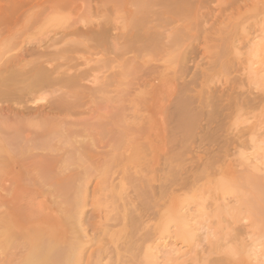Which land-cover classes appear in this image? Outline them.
Instances as JSON below:
<instances>
[{
  "label": "rangeland",
  "instance_id": "obj_1",
  "mask_svg": "<svg viewBox=\"0 0 264 264\" xmlns=\"http://www.w3.org/2000/svg\"><path fill=\"white\" fill-rule=\"evenodd\" d=\"M14 1L22 5H29L36 4L42 0ZM46 1L43 2L46 5L42 3L41 8L34 9L29 14L20 16L9 27H4V21L7 17L0 16L1 39H4L1 40L2 42L0 41V48L2 45L3 47H9L15 44L45 47L48 39L59 37L64 32L74 28L84 29L90 27L95 30L104 28L106 39L95 35V38L90 37V39L73 38L77 43H80L79 45L77 43L74 45L75 42H72L73 44L70 43L69 46L61 45L60 47L59 45L60 48L66 47V50L59 52L57 57H55L56 63H64L66 60L70 62L72 60L70 64H79L77 67L78 71L90 75L88 80L82 82L84 87L78 89V94L73 97L79 101L75 102L76 100L72 99L74 106L71 109H62L58 114L60 120H47L49 125L47 122L36 123L39 127L44 125L41 128H38L36 124L33 126V129L36 128V136L40 134V132H37L38 130L45 129L41 132V137H45L44 141L43 139L41 140L44 146H42L41 141L40 143L37 141L33 148L35 149L33 152L36 154H33V157L36 156V159L33 158L32 160L36 161L31 162L30 168L36 169H30V172L31 176L34 173L36 175L34 174V179H31V182L29 181L31 185H34L32 188L36 193L41 196L44 193L42 197L46 198L48 203H46L47 210L45 215L38 219L36 224L24 225L20 222L21 214L19 215L13 209V199L3 193H1L2 195L0 194V197H3V202L0 205L3 208L0 209V240H2L0 242V246L2 244L0 250L3 252L0 251V264H108L110 261L109 264H143L142 261L144 260L141 261V259H144L142 254L145 253L143 255H146L145 251L147 249L152 252H158L160 255L157 254V256H160L159 258L161 259L163 258L162 254H165L164 248L167 251V249L176 248L177 246L176 249L186 252L187 243L176 237L174 238L179 223L178 217L180 215L178 216V212H187L190 215L193 213L196 202L195 200L191 202L194 198L191 201H188V199L193 197L192 194L195 191H203L200 190L201 188H204V190L207 188V196H211L213 191L215 196L218 195L216 197L212 195L211 198H208L209 200L226 196L228 193L230 197L228 195V197H224L228 204L232 205V202L235 204L236 199H245L248 201L247 203L252 202L250 204L253 207L256 205V208H259V212L264 211V159L262 158L264 156V52L261 51L262 48L259 49L261 47L259 44H263L262 41H264V31L261 32L262 27L264 29V0H66L64 3L63 0ZM8 3H10V0H0V14L4 12L1 7ZM42 10H44V14L38 16V13ZM247 37L255 38L254 42L258 39L255 44L258 43L257 45L260 47L257 46L259 47L258 49L256 45L255 47H250L247 44ZM84 40L87 42H83ZM88 40H91V44ZM97 44L99 45L97 46ZM59 47L57 46V48ZM255 48L258 53H255ZM102 49L106 51L104 50L103 52ZM49 50L53 51V49ZM251 56L254 60L251 59ZM255 57H258V60ZM250 68L259 71V75L252 77L251 74L249 77L248 75L251 71H248ZM33 95L35 98L49 100L54 94L46 90ZM70 116L73 117L75 122ZM67 122L72 123L67 125ZM64 124L66 127L63 126ZM78 124L82 126L80 127ZM77 125L78 131L76 130ZM95 125L103 127L96 129ZM104 125L106 126L104 127ZM83 127L84 130L86 128V134H81V132H84L80 130ZM89 130L92 131L89 132ZM76 131L80 134L78 135ZM117 131L119 132L117 133ZM120 131L124 134V138ZM88 132L90 134L89 137L91 136L90 138L88 137ZM120 136L122 141L118 140ZM69 138L73 144L68 140ZM65 139L71 144L66 141V143L61 144ZM116 140L120 143H117ZM82 141L87 143L84 145ZM91 141H93L92 144ZM116 143L117 146L118 144L120 146L116 147ZM122 144L124 145L123 147H121ZM71 145L77 146L78 150L84 146L87 149L83 148V151L80 150L78 154V151L73 150L75 147ZM112 145L117 149L115 150ZM45 147L49 149L48 152H51V154L46 153ZM88 147L91 148L88 149ZM60 148L61 150H59ZM70 148L73 150L72 152L75 151L79 156H74L75 153L73 154L69 151ZM121 148H125L126 151L125 149L121 151ZM41 149H44V151ZM67 149L68 152L66 151ZM117 150H120V152ZM100 151L102 154L99 153ZM106 151H108V155L105 153ZM57 153L59 154L57 155ZM69 153L73 154V156L70 155L73 160H71V157L68 158L70 159L69 164H63V166L61 163L67 159L64 156L69 157ZM117 153L121 154H119L121 156L120 159ZM100 154L105 156L102 157ZM122 154L125 155L122 156ZM110 156L112 158H109ZM168 157H171L170 162ZM258 157H261L259 158L260 160ZM50 158L55 160H53L52 164V160H44ZM58 158L62 161L60 162ZM86 160L90 161L88 167L87 164L86 166L83 165ZM109 160L111 162L113 160V162L111 163ZM87 161L86 163H88ZM45 162L50 165H46ZM59 164L63 170L66 169L64 170L65 172H62ZM250 164L252 167H250ZM38 166L40 169L37 168ZM48 166L51 168L49 169ZM66 166L72 170L66 168ZM89 167L91 168V173L95 175L90 173ZM52 168L53 170H51ZM38 172L40 175H38ZM77 172L81 173L82 176H77L79 175ZM133 172L134 174L139 173L134 175ZM73 173L75 176H72L74 175ZM41 174L43 175L41 176ZM67 174L69 178L63 179ZM37 176H40L39 179L45 178L47 183L43 179L41 181L44 184L40 183L39 179L36 182ZM122 176H124V179ZM231 176H236L239 180L234 185L227 184V186H224L225 195L223 193L221 196L218 191L210 190L214 188L216 181L222 179L225 183ZM73 177L78 178V182ZM81 177L83 180L85 178L86 181H82ZM104 177L106 178L104 179ZM139 177L142 179H139ZM87 178L90 179L87 181ZM126 178L130 179L127 181ZM95 179L96 181H94ZM212 181L214 182L210 183ZM32 182H36V185ZM49 182H52L53 185ZM128 182L130 185H128ZM256 182L261 184L258 185ZM64 183L66 184L65 187L61 186ZM201 183L202 185H200ZM47 184L48 187L46 186V188L45 185ZM67 184L69 185L68 190L71 186L74 191L73 189H70L71 192L66 190ZM75 184L82 186H79L78 189ZM146 184L148 187H146ZM56 186H60L59 188L57 187L58 190H56ZM83 188L84 190H82ZM59 189H63V196L62 194L61 196L59 195L60 191H62H59ZM142 189L144 191L141 193ZM46 190L48 193L54 192L49 195ZM80 190L82 192L78 194ZM57 191H59V194H57ZM76 192L78 193L76 194ZM81 193H84V195ZM119 193H121V196ZM182 195L183 199L181 198ZM79 196L82 198L84 196V199ZM67 197L69 199H65ZM77 198H81V201ZM61 199L66 201L62 200L63 202L61 203ZM67 200H70V203ZM79 203L84 204L82 206ZM96 203H99V205ZM116 204L119 207L117 209ZM84 206L85 208H83ZM61 207L65 212V214H62L63 216L65 215L64 218L68 215L66 211L70 209L71 213L69 212L67 219H64L57 212L59 210L60 213H63ZM56 208L59 209L57 210ZM106 208L107 211H105ZM105 212L108 214L107 218ZM110 212L111 214H109ZM74 215H78V219ZM112 217L113 219H111ZM246 217L247 214H242L240 223H243H237L234 226V234H236L237 238L240 235L239 239L242 237L241 240L248 244L251 240L248 236L251 228H249L250 221ZM188 218L190 219V217ZM98 219H101V221ZM110 220H114V222ZM121 220L124 221L121 223ZM111 222H113L112 225ZM103 224L107 226H103ZM107 227L110 231L107 230ZM75 228L80 232H75ZM201 230H195L196 233L194 232L199 240H202V235L205 234L203 233L205 228ZM197 231L203 234L201 235ZM124 233H128V235L126 236ZM8 234L9 239L7 237ZM83 234L88 236V238L83 237ZM77 235L79 236L77 237ZM134 236L135 240L138 238V242L132 238ZM139 237L141 240H139ZM248 237L249 239H247ZM79 238L82 240L79 241ZM22 239L23 244H21ZM142 239L145 242L143 240V244L140 245L139 242L142 243ZM132 240L134 241L133 244L131 243ZM147 240H150L152 244ZM201 240L198 242V245L200 243L203 244H200L202 246L201 250L207 249L206 242H201ZM25 241H27V246ZM122 241L128 243L127 246ZM94 242L99 244H94ZM60 246L61 249L63 248V252L59 249ZM117 246L119 247L117 248ZM147 246L148 248L146 249ZM108 247H110L109 250ZM153 248L155 249L153 250ZM24 250L25 252H23ZM136 250L137 252L141 250L138 252L141 254L137 253L136 255ZM37 251L40 253L42 251V255L38 252L40 255L38 256ZM110 252H112V257H115H113L114 259H112ZM106 254L110 255L109 258H106ZM224 254H227L226 250ZM224 254L219 256L212 255V257L216 259L224 258ZM59 255L63 257L61 258ZM189 255L191 256L192 253ZM54 256L55 259L58 256L57 262H55ZM31 257H33L32 260ZM52 257L53 261L49 260ZM59 257L62 260L59 261ZM65 257L66 259L69 258V262L68 260L65 261ZM8 260L10 261L8 262ZM128 260L131 262L129 263ZM161 261L158 259L159 263Z\"/></svg>",
  "mask_w": 264,
  "mask_h": 264
},
{
  "label": "bare ground",
  "instance_id": "obj_2",
  "mask_svg": "<svg viewBox=\"0 0 264 264\" xmlns=\"http://www.w3.org/2000/svg\"><path fill=\"white\" fill-rule=\"evenodd\" d=\"M46 0H42V1H40V2H38V3H36V4H29V5H22L21 3H15V1L14 0H10V3H8V4H6V5H4L3 7H1V9H2V11H4L3 13H1L0 14V16H6L7 18H6V20L4 21V27H9L10 25H12L13 23H15V20L17 19V18H19L20 16H23V15H27V14H29L31 11H33L34 9H38V8H41L42 7V3L43 2H45ZM52 1V0H51ZM64 1H66V0H63V3H64ZM46 2H48V0L46 1ZM43 4H45V3H43ZM48 4V3H47ZM46 5V4H45ZM6 7V8H5ZM43 7H44V5H43ZM46 7V6H45ZM5 8V9H4ZM4 9V10H3ZM44 14V10H42L41 12H39L38 13V16L39 15H43ZM215 19V18H214ZM204 21V20H203ZM222 21V20H221ZM205 22V21H204ZM0 24H1V21H0ZM202 24V23H201ZM205 24V23H204ZM262 24V23H261ZM263 24H264V22H263ZM96 25H97V23H96ZM264 26V25H263ZM97 27V26H96ZM206 27V26H205ZM262 27V26H261ZM205 30V29H204ZM264 31V29H263V27H262V29H261V32H263ZM7 32H9V31H7ZM110 32V31H109ZM260 32V31H259ZM264 34V33H263ZM95 35H97V37H101V38H105L106 39V31H105V29L104 28H101V29H92V28H90V27H86V28H84V29H79V28H74V29H72V30H69V31H67V32H64V34L63 35H61V36H59V37H56V38H53V39H48L47 40V42H46V46L45 47H42V46H36V47H31V46H26V45H20V44H13L14 46H9V45H7V46H9V47H3V45L1 46V48H0V194L1 193H3V194H5V196H7V197H11L12 199H13V209H14V211L15 212H17L19 215L21 214V216H20V222L22 223V224H24V225H33V224H36L37 223V220L38 219H40L41 217H43L44 215H45V212H46V210H47V206H46V203H47V200H46V198H43L42 196H44L43 194H42V196L39 194V193H36L35 192V190L32 188V187H34V185H31V179H34V176L36 175L34 172V174H32V176H31V172H30V165H31V162L32 161H34V160H32L33 158L34 159H36L35 157H33L34 155L33 154H35L34 152H33V150L35 151V149H33L34 148V146H35V144H36V142L37 141H39V143H40V141L43 139V141H44V139H45V137L44 136H42L41 137V132L43 131V130H45V129H43V130H38L37 132H40V136L37 134V136H36V134H35V132H36V128L35 129H33V126L36 124V123H39V122H47V120H60V118H59V112L62 110V109H71L73 106H74V101L75 102H78L79 100H77V99H74L73 97L75 96V95H77L78 94V89H80V88H82V87H84L83 85H82V82H84L85 80H88V77H89V75L87 74V73H84V72H81V71H78L79 69L77 68L78 67V65H76V63L75 64H70V62L72 63V60L69 62V61H67L66 60V62H64V63H60V62H58V63H56V61H55V57H57V55L59 54V52H61V51H63V50H66V47H63V48H60L61 47V45L62 46H69L70 45V43H72V42H75L74 43V45L77 43V41L76 40H74L75 38H89L90 39V37L92 38V37H94L95 38ZM1 36H2V33L0 32V41L1 40H4V39H1ZM96 37V38H97ZM8 38V37H7ZM74 38V39H73ZM260 38H261V36H260ZM85 39V40H86ZM263 39H264V37H263ZM83 40V39H82ZM83 41V42H87V41ZM94 40V39H93ZM247 40H248V42H247V44H249L250 45V47H255V45H256V47L257 46H259V45H261V47L259 48V47H257V49L259 48V49H261L262 48V50L261 51H263L264 52V41H262V43L263 44H259V45H257V44H255L257 41H258V39H257V41L256 42H254L256 39L255 38H248L247 37ZM262 40V39H261ZM89 41V43L91 42V40H88ZM2 42V41H1ZM106 42V41H105ZM104 42V43H105ZM82 43V42H81ZM73 44V43H72ZM72 44H71V46H72ZM80 43H77V45H79ZM91 44V43H90ZM96 44V43H95ZM223 44V43H222ZM6 45V44H5ZM59 45H60V47H59ZM94 45V44H93ZM99 44H97V46H98ZM107 45V44H106ZM225 45V44H224ZM57 46L59 47V48H57ZM248 46V45H247ZM93 47V46H92ZM94 47H96V45H94ZM107 47V46H106ZM113 47V46H112ZM232 47V46H231ZM249 47V46H248ZM3 48V49H2ZM54 48H55V50H54ZM68 48V47H67ZM49 49H53V51L52 50H49ZM69 49V48H68ZM94 49V48H93ZM106 49V48H105ZM104 49V50H105ZM74 50V49H73ZM103 50V49H102ZM104 50H103V52H104ZM235 51H236V49H234ZM68 51V50H67ZM66 51V52H67ZM70 51H71V49H70ZM106 51V50H105ZM250 51H251V48H250ZM257 50H256V48H255V53H258V51L256 52ZM230 52V51H229ZM63 53V52H62ZM102 53V52H101ZM254 53V54H255ZM103 55H104V53H102ZM220 54V53H219ZM234 55V54H233ZM261 55V54H260ZM253 56V55H252ZM252 56H251V59H253L252 58ZM255 56H256V54H255ZM257 56H258V54H257ZM262 56V55H261ZM259 57V56H258ZM258 57L256 58L255 57V59H257L258 60ZM260 58V57H259ZM262 58V57H261ZM263 58H264V56H263ZM254 60V59H253ZM73 61H74V59H73ZM262 61V60H261ZM257 63H259V62H257ZM256 63V64H257ZM262 63V62H261ZM252 65V64H251ZM77 69H76V68ZM81 69V68H80ZM251 71V72H250ZM248 72H250V74L248 75L249 77L251 76V74H252V77H256L257 76V74L259 75V71H256V69L255 70H253V69H249V71ZM247 73V72H246ZM264 76V75H263ZM248 77V78H249ZM95 79V78H94ZM93 81V80H92ZM104 81V80H103ZM102 81V82H103ZM257 82V81H256ZM100 83V82H99ZM92 84H93V82H92ZM104 84V83H103ZM264 84V83H263ZM97 85V84H96ZM93 86V85H92ZM98 86H100V85H98ZM261 87H263V86H261ZM91 88H93V87H91ZM46 90H48V91H50V93H52V94H54V95H52V97H51V99H49V100H47V99H45V98H35L34 97V93H38V92H41V91H46ZM95 90V89H94ZM225 95V94H224ZM94 96V95H93ZM76 98H77V96H76ZM79 98V97H78ZM82 98V97H81ZM72 99H74V101L72 100ZM82 100V99H81ZM73 101V102H72ZM246 104V103H245ZM249 104V103H248ZM248 104H247V106H248ZM79 106V105H78ZM75 107H77V106H75ZM242 107H243V105H242ZM241 108V107H240ZM61 116V115H60ZM114 116V115H113ZM109 117V116H108ZM70 118H72V120L74 121V119H73V117H71L70 116ZM67 119V118H66ZM65 119V120H66ZM99 119V118H98ZM94 121V120H93ZM121 121V120H120ZM75 122V121H74ZM95 122V121H94ZM106 122H108L107 120H106ZM66 123V122H65ZM68 123V122H67ZM72 123V122H71ZM71 123H68L67 125H69V124H71ZM76 123H77V121H76ZM86 123H87V121H86ZM89 123V122H88ZM91 123V122H90ZM104 123V122H103ZM125 123V122H124ZM47 124H48V122H47ZM51 124V123H50ZM37 125V124H36ZM49 125V124H48ZM79 125V124H78ZM78 125H77V128H76V130L78 129ZM87 125V124H86ZM107 126H108V124H106ZM106 125H104V127L106 126ZM126 125V124H125ZM38 126V125H37ZM64 127H66L65 126V124L63 125ZM72 126H74V125H72ZM80 127L82 126V125H79ZM88 126V125H87ZM86 126V127H87ZM93 126V125H92ZM92 126H91V128H92ZM96 126V125H95ZM120 126V125H119ZM122 126H124L123 124H122ZM36 127V126H35ZM41 127H44V125L42 126L41 125ZM41 127H39L38 126V128H41ZM79 127V128H80ZM97 127V126H96ZM98 127H103V126H98ZM96 128V129H99V128ZM109 127H110V125H109ZM126 127H127V125H126ZM37 128V129H38ZM60 128V127H59ZM70 128V127H69ZM74 128V127H73ZM89 128H90V126H89ZM108 128V127H107ZM52 129V128H51ZM62 129V128H61ZM66 129V128H65ZM75 129V128H74ZM95 129V128H94ZM95 129V130H96ZM60 130V129H59ZM79 130V129H78ZM77 130V131H78ZM81 131L83 130L84 132H81V134L82 133H85V131H86V128H85V130H84V127H83V129H80ZM95 130H93V131H95ZM102 130V129H101ZM56 131V130H55ZM76 131V132H77ZM90 131H92V130H89V132ZM103 131V130H102ZM101 131V132H102ZM106 131V130H105ZM89 132H88V137H89ZM97 132V131H96ZM119 131H117V133H118ZM121 132V131H120ZM45 133V132H44ZM78 133V132H77ZM76 133V134H77ZM98 133V132H97ZM96 133V134H97ZM103 133H104V131H103ZM57 134H58V132H57ZM64 134H65V130H64ZM70 134V133H69ZM68 134V135H69ZM80 133H78V135H79ZM86 134V133H85ZM94 134H95V132H94ZM121 134H122V136L124 135L122 132H121ZM45 135V134H44ZM50 135V134H49ZM61 135H63V133H61ZM66 135V134H65ZM67 135V136H68ZM78 135H77V137H78ZM84 135V134H83ZM39 136V137H38ZM46 136V135H45ZM64 136V135H63ZM97 136V135H96ZM48 137H50V136H48ZM54 137V136H53ZM65 137V136H64ZM64 137H63V139H64ZM80 137H82V136H80ZM87 137V136H86ZM91 137V136H90ZM89 137V138H90ZM92 137H94V136H92ZM59 138V137H58ZM62 138V137H61ZM121 138V136L118 138V140ZM123 138H124V136H123ZM122 138V139H123ZM94 139H95V137H94ZM94 139H92V140H94ZM50 140V139H49ZM62 140V139H61ZM69 141H70V138L68 139ZM66 141V139L64 140V142H62L61 144H63V143H68L69 141ZM118 140H116L117 141V143L119 142ZM121 140V139H120ZM66 141V142H65ZM74 142H75V140H73ZM122 141V140H121ZM125 141V140H124ZM70 142H72V140L70 141ZM69 142V143H70ZM77 142V141H76ZM75 142V143H76ZM92 142L93 141H91V144H92ZM38 143V144H39ZM68 143V144H69ZM78 143V142H77ZM82 143H84L83 141H82ZM85 143H87L86 141H85ZM85 143H84V145H85ZM117 143H116V147H119L120 145L118 144V146H117ZM120 143V142H119ZM122 143V142H121ZM41 144H42V141H41ZM71 144V143H70ZM72 144H73V142H72ZM88 144H89V142H88ZM87 144V145H88ZM112 144H114V143H112ZM263 144V143H262ZM80 145V144H79ZM78 145V146H79ZM82 145V144H81ZM86 145V146H87ZM42 146H44L43 144H42ZM72 146V145H71ZM92 146V145H91ZM113 146V145H112ZM124 145L122 144V146L121 147H123ZM40 147V146H39ZM61 147V146H60ZM72 147H75L74 145L72 146ZM114 147V149H115V146H113ZM112 147V148H113ZM61 148H64L63 146L61 147ZM61 148L59 149V150H61ZM68 148V147H67ZM80 148V147H79ZM84 149H87L85 146L83 147ZM83 148L81 147V149L80 150H82L83 151ZM89 148H91V147H88V149ZM104 148H107V147H104ZM110 148V147H109ZM39 149V148H38ZM45 149H46V147H45ZM53 149V148H52ZM65 149H66V147H65ZM64 149V150H65ZM117 149V148H116ZM115 149V150H116ZM125 149V148H121V151H123V150ZM259 149V148H258ZM42 151H44V149H41ZM54 150V149H53ZM73 150H76V151H78L77 153L79 154L80 152V150H78L77 149V146L75 147V149H73ZM73 150H71V148H70V150L69 151H73ZM92 150V149H91ZM109 150V149H108ZM40 151V150H39ZM46 153L49 151V149L47 148L46 150ZM67 152H68V149L66 150ZM112 151H114V150H112ZM118 151V150H117ZM125 151H126V149H125ZM124 151V152H125ZM259 151V150H258ZM264 151V150H263ZM55 152V151H54ZM108 151H106L105 153H107ZM111 152V151H110ZM118 152H120V150L118 151ZM124 152H122V153H124ZM40 153V152H39ZM43 153V152H42ZM45 153V152H44ZM53 153V152H52ZM60 153V152H59ZM59 153H57V155L59 154ZM73 154L75 153V155L74 156H76V155H78L75 151L74 152H72ZM99 153H101L102 154V152L100 151ZM114 153V152H113ZM38 154V153H37ZM48 154H51V152H48ZM64 154V153H63ZM73 154L71 155V153H69V157H67V156H64V155H62V156H64V157H66L67 159L68 158H70L71 156H73ZM100 154V155H101ZM103 154H104V152H103ZM110 154V153H109ZM118 154V153H117ZM120 154V153H119ZM118 154V155H119ZM36 155V154H35ZM53 155V154H52ZM56 155V156H57ZM66 155V154H65ZM68 155V154H67ZM71 155V156H70ZM107 155H108V153H107ZM111 155V154H110ZM117 155V156H118ZM121 155V154H120ZM119 155V159H120V156ZM125 155V154H124ZM123 154H122V156H124ZM46 156V155H45ZM62 156H61V159H62ZM79 156V155H78ZM77 156V158H79ZM80 156H82V155H80ZM102 157L103 156H105V155H101ZM100 156V157H101ZM114 156H115V154H114ZM116 156V157H117ZM244 156V155H243ZM261 156V155H260ZM115 157V158H116ZM245 157V156H244ZM38 158V157H37ZM51 158H53V156H51ZM44 159L45 161H51L52 159ZM54 158H56L55 156H54ZM65 158V159H66ZM85 158V157H84ZM106 158H108V157H106ZM109 158H112L111 156L109 157ZM108 158V159H109ZM123 158V157H122ZM242 158V157H241ZM259 158H261V157H258V159ZM263 159H264V156L262 157ZM40 159L42 160V158L40 157ZM59 159V158H58ZM66 159V160H67ZM86 159V158H85ZM97 159H99V158H97ZM119 159H116V160H119ZM168 159H169V162H170V160H171V157H168ZM245 159H246V157H245ZM40 160V161H41ZM54 160V159H53ZM53 160L51 161V164H52V162H53ZM66 160L65 161H63V163H61L62 165L63 164H69V160L70 159H68L67 160V162H66ZM71 160H73V158L71 157ZM75 160V159H74ZM78 160V159H77ZM102 160V159H101ZM100 160V161H101ZM111 160V159H110ZM109 160V161H110ZM257 160V159H256ZM260 160V159H259ZM36 161V160H35ZM34 161V162H35ZM55 161V160H54ZM59 161L61 162L62 160H60L59 159ZM87 161V160H86ZM86 161H84V163L85 164H83V165H85L86 166V164H87V167H88V165H90L89 164V162L88 163H86ZM96 161V160H95ZM108 161V160H107ZM258 161V160H257ZM262 161V160H261ZM57 162V161H56ZM59 162V163H60ZM64 162H66V163H64ZM102 162H103V160H102ZM111 162V161H110ZM109 162V163H110ZM112 162H113V160H112ZM111 162V163H112ZM137 162V161H136ZM251 162L253 163V161L251 160ZM254 162H256L255 160H254ZM33 163V162H32ZM73 163H74V161H73ZM97 163V162H96ZM106 163V162H105ZM244 163V162H243ZM247 163H249V162H247ZM45 164L46 165H50L49 163H46L45 162ZM44 164V165H45ZM57 164V163H56ZM71 164V163H70ZM101 164H103V163H101ZM241 164V163H240ZM33 165H35V164H33ZM32 165V166H33ZM95 165V164H94ZM100 165V164H99ZM98 165V167L100 168V166ZM109 165V164H108ZM113 165V164H112ZM253 165H254V163H253ZM264 165V164H263ZM262 165V166H263ZM59 166H60V164H59ZM64 166V165H63ZM70 166V165H69ZM111 166V165H110ZM139 166V165H138ZM209 167H210V165H208ZM35 167V166H34ZM40 167H42V166H40ZM49 167V166H48ZM82 167V166H81ZM91 167V166H90ZM89 167V168H90ZM105 167V166H104ZM108 167V166H107ZM112 167V166H111ZM249 167V166H248ZM250 167H252L251 166V164H250ZM38 169H40L39 168V166L37 167ZM51 167H49V169H50ZM54 168V167H53ZM53 168L51 169V170H53ZM58 168V167H57ZM66 168H68L67 166H66ZM79 168V167H78ZM85 168V167H84ZM89 168H87V170H89ZM92 168V167H91ZM91 168H90V173H91ZM138 168V167H137ZM244 168V167H243ZM32 169H36V168H33L32 167ZM31 169V170H32ZM60 169L62 170V172H65L64 170H66V169H62L61 168V166H60ZM68 169H70V168H68ZM80 169H82V168H80ZM80 169H78V171H80ZM86 169V168H85ZM95 169V168H94ZM103 169V168H102ZM248 169V168H247ZM70 170H72V169H70ZM110 170V169H109ZM259 170V169H258ZM35 172H36V170H34ZM77 171V170H76ZM82 171V170H81ZM245 171H247V170H245ZM248 171H250V170H248ZM40 172V171H39ZM38 172V173H39ZM51 172V171H50ZM53 172V171H52ZM75 172V171H74ZM107 172V171H106ZM237 172H239V171H237ZM236 172V173H237ZM251 172V171H250ZM30 173V174H29ZM37 173V172H36ZM41 173V172H40ZM40 173L38 174V175H40ZM69 173V172H68ZM78 173V172H77ZM76 173V174H77ZM89 173V172H88ZM96 173H98V172H96ZM109 173V172H108ZM139 172H137V174H138ZM241 173V172H240ZM74 174V173H73ZM79 174V173H78ZM92 175L94 174V173H91ZM102 174V173H101ZM133 174H134V172H133ZM137 174H134V175H137ZM30 175V176H29ZM43 174H41V176H42ZM68 175V174H67ZM67 175H65V177L63 178V179H67V178H69V175L67 176ZM71 175V174H70ZM82 176V174L80 173L79 175H77V176ZM95 175V174H94ZM104 175V174H103ZM102 175V176H103ZM216 175H218V174H216ZM215 175V176H216ZM243 175V174H242ZM72 176H75V174L74 175H72ZM76 176V177H77ZM101 176V175H100ZM107 176V175H106ZM128 176H129V174H128ZM127 176V177H128ZM133 176V175H132ZM146 176V175H145ZM196 176V175H195ZM239 177H240V175H238ZM260 176H261V174H260ZM28 177H30V178H28ZM31 177H33V178H31ZM38 178H36V182H37V179H39V177L40 176H37ZM43 177H45V176H43ZM51 177V176H50ZM59 177V176H58ZM75 177V178H76ZM86 177H88L87 175H86ZM93 177V176H92ZM124 176H122V178H123ZM126 177V176H125ZM209 177V176H208ZM250 177V176H249ZM60 178V177H59ZM75 178L73 177V179L75 180ZM106 177H104V179H105ZM131 178V177H130ZM130 178H126L127 179V181L130 179ZM141 177H139V179H140ZM142 178H143V176H142ZM141 178V179H142ZM241 178V177H240ZM41 179H43V181L45 182V183H47V181H45V178H40L39 180L41 181ZM77 179L78 178H76V181H77ZM81 179H82V181H84L85 180V178H84V180H83V178L81 177ZM90 179V178H89ZM88 178H87V181L89 180ZM124 179V178H123ZM138 179V178H137ZM138 179V180H139ZM150 179H152L151 177H150ZM195 179V178H194ZM210 179V178H209ZM208 179V180H209ZM243 179V178H242ZM52 180H53V177H52ZM69 180V179H68ZM71 180V179H70ZM137 180V181H138ZM147 180V179H146ZM145 180V181H146ZM214 180V179H213ZM216 180V179H215ZM237 180H239V179H237V177L236 176H231L228 180H226V182H228V183H224V180H218V181H216L217 183H216V185L214 186V188L213 189H210V188H208V189H210V190H216V191H218L219 192V194H221V196H222V194L224 193V191H225V188H224V186H227V184L228 185H234L235 184V182L237 181ZM30 181V182H29ZM43 181H41L40 183H43ZM67 181V180H66ZM75 181V182H76ZM86 181V180H85ZM94 181H96V179L94 180ZM93 181V182H94ZM107 181H108V183H109V180L107 179ZM131 181V180H130ZM129 181V182H130ZM139 181H141V180H139ZM153 181V180H152ZM35 182V183H36ZM63 182V181H62ZM69 182V181H68ZM67 182V183H68ZM71 182V181H70ZM78 182V181H77ZM102 182V181H101ZM106 182V181H105ZM128 182V183H129ZM141 182H143V181H141ZM214 181H212V182H210V183H213ZM255 182V181H254ZM33 184H35L34 182H32ZM49 183H51L52 184V182H49ZM48 183V184H49ZM53 183H54V181H53ZM81 183V182H80ZM83 184H84V182H82ZM102 183H104V182H102ZM101 183V184H102ZM108 183H106L107 185H108ZM124 183V182H123ZM137 183V182H136ZM135 183V184H136ZM144 183V182H143ZM147 183V182H146ZM150 183V182H149ZM205 183V182H204ZM240 183V182H239ZM243 183V182H242ZM253 183V182H252ZM257 183V182H256ZM39 184V183H38ZM37 184V185H38ZM44 184V183H43ZM48 184L47 185H45V187L47 186L48 187ZM74 184V183H73ZM73 184H72V187H73ZM77 184V183H76ZM75 184V185H76ZM86 184V183H85ZM105 184V183H104ZM121 184H122V182H121ZM126 184V183H125ZM132 184H134V183H132ZM148 184V183H147ZM147 184H146V187H148L147 186ZM151 184V183H150ZM258 184V183H257ZM259 184H261V183H259ZM258 184V185H259ZM36 185V184H35ZM40 185V184H39ZM53 185V184H52ZM51 185V186H52ZM58 185V184H57ZM60 185V184H59ZM65 183H64V185H62L61 184V186H64L65 187ZM69 185H70V183H69ZM69 185L67 184V186H66V190H68V188H69ZM119 185V184H118ZM128 185H130V183L128 184ZM200 185H202V183L200 184ZM43 186V185H42ZM78 185H76L75 187H77ZM79 186H82V185H80L79 184ZM79 186L77 187L78 189H79ZM104 186V185H103ZM109 186V185H108ZM112 186V185H111ZM116 186V185H115ZM122 187H123V185H121ZM143 186H145V185H143ZM209 186V185H208ZM39 187V186H38ZM44 187V186H43ZM46 187V188H47ZM59 188L60 186H56L55 188ZM63 187V188H64ZM86 187V186H85ZM106 187V186H105ZM138 187V186H137ZM198 187H200V186H198ZM205 187H207V186H205ZM210 187V186H209ZM212 187V186H211ZM243 187H245V186H243ZM49 188H51V187H49ZM58 188L56 189V190H58ZM103 188V187H102ZM109 188V187H108ZM119 188H120V186H119ZM125 188H126V186H125ZM150 188V187H149ZM246 188V187H245ZM39 189V188H38ZM43 189V188H42ZM65 189V188H64ZM70 189H73V188H71V186H70ZM69 189V190H70ZM77 189V190H78ZM88 189V188H87ZM115 189H116V187H115ZM126 189H128V188H126ZM200 189V188H199ZM260 189V188H259ZM60 190H62V191H60ZM68 190V191H69ZM76 190V189H75ZM82 190H84V188L82 189ZM90 190V189H89ZM117 190V189H116ZM136 190V189H135ZM148 190V189H147ZM147 190H145V191H147ZM200 190H203V191H199L198 190V192H196L195 191V189H194V193L192 194V196L193 197H191V199H188V201L190 200H192V198H194L191 202H193L194 200H195V202H196V206L194 207L195 209H193V213L190 215L189 213H187V212H182V213H180V212H178V226H177V228L178 229H176V231H175V236H174V238L176 237L177 239H179V240H181L182 242H185V243H187V245L186 246H188V248H187V251L185 252L184 250V252H181V249H176L177 248V246H176V248H171V249H167V251H166V249L164 248V250L166 251H164V253L165 254H162L163 256V258L161 259V258H159L160 256H157V254H159L158 252H152V251H150L149 249H147L148 248V246L146 247V255H143V254H145V253H143L142 254V257H144V259H141V261L142 260H144V261H142L143 262V264H264V211L262 212H259V208L257 207L256 208V205H255V207H253L252 206V204H250V203H252V202H250V203H247L248 201L247 200H245L244 199V197H243V199L244 200H242V199H236V201H235V204H233V202H232V205H230V204H228L227 202H226V200L224 199V197H226L227 195H228V193H227V195L226 196H223V197H219V198H215L216 196H218V195H214V191L211 193V196L212 195H214L215 197V200L213 199V200H209L208 198H211V196L210 195H206L207 193H206V190H207V188L204 190V188L202 189H200ZM258 190V189H257ZM47 191V190H46ZM59 191L61 192L60 194H59ZM59 191H57V194H59L60 196H61V194H62V196H63V189H59ZM73 191H74V189H73ZM91 191V190H90ZM103 191V190H102ZM105 191V190H104ZM122 191V190H121ZM142 191H144L143 189L141 190V193H142ZM191 191H192V189H191ZM209 191V190H208ZM207 191V192H208ZM50 192V191H49ZM54 192V191H53ZM53 192L51 193H48V191H47V193L50 195V194H53ZM67 192V191H66ZM69 192H71V190L69 191ZM80 192H82L81 190L79 191V193L78 192H76V194L78 193V194H80ZM99 192H100V190H99ZM107 192H109V191H107ZM118 192H120V191H118ZM123 192V191H122ZM136 192V191H135ZM210 192V191H209ZM209 192H208V194H209ZM260 192V191H259ZM68 193V192H67ZM55 194V193H54ZM56 194V195H57ZM82 195H84V193H81ZM86 194V193H85ZM121 193H119V195H120ZM137 194V193H136ZM143 194H145V193H143ZM187 194V193H186ZM195 194V195H194ZM2 195V194H1ZM47 195V194H46ZM224 195H225V193H224ZM4 196V195H3ZM4 196V197H5ZM64 196L66 197V194L64 193ZM67 196H68V194H67ZM71 196V195H70ZM86 196V195H85ZM96 196V195H95ZM121 196V195H120ZM125 196V195H124ZM187 196H188V194H187ZM220 196V195H219ZM229 196V195H228ZM227 196V197H228ZM242 196V195H241ZM49 197V196H48ZM47 197V198H48ZM79 197H81V196H79ZM102 197V196H101ZM105 197V196H104ZM183 197V195L181 196V198ZM185 197V196H184ZM230 197V196H229ZM50 198V197H49ZM48 198V199H49ZM62 198H64V197H62ZM82 198V197H81ZM81 198H79L80 199V201H81ZM90 198V197H89ZM95 198H97V197H95ZM99 198H100V196H99ZM190 198V197H189ZM241 198V197H240ZM54 199V198H53ZM58 199V198H57ZM65 199H69L68 197L67 198H65ZM78 199V198H77ZM78 199V200H79ZM82 199H84V196H83V198ZM98 199V198H97ZM101 199V198H100ZM103 199V198H102ZM107 199V198H106ZM183 199V198H182ZM196 199H198V200H196ZM250 199H251V197H250ZM51 200V199H50ZM49 200V201H50ZM59 200V199H58ZM66 201V200H64V199H61V203L63 202V201ZM74 200V199H73ZM77 200V201H78ZM114 200V199H113ZM124 201H125V199H123ZM179 200V199H178ZM177 200V201H178ZM219 200H221L220 202H219ZM258 200H260V199H258ZM48 201V202H49ZM56 201V200H55ZM54 201V202H55ZM67 201H69V203H70V200H67ZM89 201V200H88ZM233 201H234V199H233ZM261 201V200H260ZM259 201V202H260ZM263 201V200H262ZM2 202H3V197H0V205L2 204ZM53 202V201H52ZM60 202V201H59ZM59 202H58V204H59ZM74 202V201H73ZM84 202H86V201H84ZM96 202V201H95ZM116 202V201H115ZM114 202V203H115ZM117 202H119V201H117ZM69 203H67L68 205H69ZM107 203V202H106ZM121 203V202H120ZM119 203V204H120ZM182 203H183V201H182ZM190 203V202H189ZM48 204V203H47ZM57 204V203H56ZM64 204V203H63ZM71 204H72V202H71ZM79 204H81V203H79ZM84 204V203H83ZM83 204H81L82 206H83ZM97 204V203H96ZM109 204V203H108ZM185 204V203H184ZM191 204V203H190ZM195 204V203H194ZM65 205V204H64ZM76 205V204H75ZM97 205H99V203L97 204ZM258 205V204H257ZM49 206V205H48ZM70 206V205H69ZM73 206V205H72ZM77 206V205H76ZM75 206V207H76ZM109 206V205H108ZM122 206V205H121ZM120 206V207H121ZM125 206H126V204H125ZM125 206H124V208H125ZM129 206V205H128ZM185 206V205H184ZM188 206V205H187ZM194 206V205H193ZM59 207V206H58ZM62 207H64V206H62ZM61 207V209L63 210V208ZM99 207V206H98ZM101 207H102V205H101ZM105 207V206H104ZM104 207H103V209H104ZM106 207H107V204H106ZM113 207H115V206H113ZM117 207H118V204H116V209H117ZM182 207V206H181ZM186 207V206H185ZM2 207L0 206V209H1ZM66 208V207H65ZM64 208V209H65ZM71 208V207H70ZM83 208H85V206L83 207ZM109 208V207H108ZM119 208V207H118ZM128 208V207H127ZM180 208V207H179ZM189 208H190V206H189ZM3 209V208H2ZM52 209H53V207H52ZM57 210L59 209V208H56ZM60 209V210H61ZM67 209H68V207H67ZM66 209V210H67ZM65 210V211H66ZM77 210V209H76ZM110 210V209H109ZM112 210V209H111ZM128 210V209H127ZM4 211H5V209H4ZM101 211V210H100ZM105 211H107V208L105 209ZM118 211V210H117ZM189 211V210H188ZM60 215H62V214H65V212H64V210H63V213H60V211L58 210L57 211ZM56 211H55V213H57ZM69 212H70V209H68L67 211H66V213H68V215H69ZM78 212V211H77ZM76 212V213H77ZM97 212V211H96ZM114 212V211H113ZM54 213V212H53ZM57 213V214H58ZM71 213V212H70ZM100 213V212H99ZM120 214H121V212H119ZM262 213V214H261ZM56 214V215H57ZM105 214H107L106 212H105ZM109 214H111V212L109 213ZM115 214H116V212H115ZM119 214V215H120ZM189 214V215H188ZM242 214L243 215H246L247 214V219L250 221V226H249V228H251V230H250V233H249V237H250V241H249V243L247 244V242L245 243V242H243L244 240H241L242 239V237H241V239H239L240 238V235H239V238H237L236 237V234H234V226L237 224V223H239V224H242L243 222H241L240 223V221L242 220L241 219V216H242ZM68 215H67V217H68ZM71 215V214H70ZM114 215V214H113ZM127 215H128V213H127ZM3 216V215H2ZM74 216H76V215H74ZM102 216H104L103 214H102ZM115 216V215H114ZM122 216V215H121ZM165 216V215H164ZM163 216V217H164ZM62 217L64 218L65 217V215L63 216L62 215ZM61 217V218H62ZM67 217L66 218H64V219H67ZM72 217V216H71ZM77 217V219H78V215L76 216ZM108 217V214H107V216H106V218ZM116 217V216H115ZM119 217V216H118ZM127 217V216H126ZM188 217H190V219L188 218ZM4 218V217H3ZM59 218V217H58ZM70 218V217H69ZM68 218V219H69ZM204 218H206L205 220H204ZM7 219V218H6ZM60 219V218H59ZM58 219V220H59ZM76 219V218H75ZM85 219V218H84ZM102 219H103V217H102ZM110 219V218H109ZM108 219V220H109ZM111 219H113V217L111 218ZM115 219V218H114ZM116 219H120V218H116ZM170 219V218H169ZM74 220V219H73ZM98 220H100L101 221V219H98ZM107 220V219H106ZM244 220H245V218H244ZM243 220V221H244ZM44 221V220H43ZM47 221V220H46ZM57 221V220H56ZM61 221H63V220H61ZM68 221V220H67ZM100 221H98V222H100ZM110 221H113L114 222V220H110ZM118 221V220H117ZM122 221H124V220H121V223H122ZM1 222V221H0ZM49 222V221H48ZM83 222V221H82ZM104 222V221H103ZM106 222V221H105ZM113 222H111V225H112V223ZM5 223H7V222H5ZM9 223V222H8ZM65 223V222H64ZM107 223H108V221H107ZM106 223V224H107ZM110 223V222H109ZM164 223V222H163ZM245 223V222H244ZM247 223V222H246ZM60 224V223H59ZM62 224V223H61ZM66 224H68V222H66ZM97 224V223H96ZM99 224V223H98ZM166 224V223H165ZM77 225V224H76ZM78 225H79V223H78ZM82 225V224H81ZM85 225V224H84ZM100 225V224H99ZM105 224H103V226H104ZM108 225H110V224H108ZM114 225V224H113ZM117 225H118V223H117ZM116 225V226H117ZM121 225V224H120ZM247 225V224H246ZM67 226V225H66ZM69 226V225H68ZM98 226V225H97ZM102 226V225H101ZM105 226H107V225H105ZM115 226V227H116ZM164 226V225H163ZM248 226V225H247ZM83 227V226H82ZM100 227V226H99ZM108 227H110V226H108ZM107 227V228H108ZM114 227V228H115ZM124 227V226H123ZM3 228V227H2ZM65 228V227H64ZM76 228H77V226H76ZM75 228V229H76ZM79 228V227H78ZM85 228V227H84ZM89 228V227H88ZM96 228V227H95ZM103 228V227H102ZM167 228V227H166ZM166 228H165V230H166ZM174 228V227H173ZM205 228V232L203 231V233H205V234H203V233H200L199 231H197V233L199 232L201 235L203 234L204 235V237H203V235H202V240H201V242L202 241H204V243L206 242V244H207V249H202L201 250V248H202V246L200 245V244H202V243H200L199 245H198V242H200V240L199 239H197L196 238V235H195V230H200V229H204ZM246 228V227H245ZM248 228V227H247ZM80 229V228H79ZM86 229V228H85ZM106 229V228H105ZM169 229V228H168ZM17 230V229H16ZM31 230H33V229H31ZM107 230H109V228L107 229ZM164 230V229H163ZM201 230V231H202ZM248 231H249V229H247ZM20 231V230H19ZM78 230L76 229V231L75 232H77ZM103 231V230H102ZM105 231V230H104ZM110 231V230H109ZM161 231V230H160ZM29 232H30V229H29ZM35 232V231H34ZM74 232V233H75ZM80 231H78V233H79ZM84 233H86L85 231H83ZM106 232V231H105ZM116 232V231H115ZM195 232V233H194ZM7 233H9V232H7ZM6 233V234H7ZM17 233V232H16ZM16 233H15V235H16ZM38 233V232H37ZM88 233V232H87ZM104 233V232H103ZM117 233V232H116ZM129 233V232H128ZM128 233L127 234H125L126 236L128 235ZM157 233V232H156ZM236 233V232H235ZM12 234V233H11ZM20 234V233H19ZM32 234V233H31ZM34 234V233H33ZM71 234L73 235V233L71 232ZM96 234V233H95ZM13 235V234H12ZM23 235H25L24 233H23ZM67 235V234H66ZM75 235H76V233H75ZM74 235V236H75ZM81 235V234H80ZM91 235V234H90ZM89 235V236H90ZM94 235V234H93ZM103 235V234H102ZM108 235V234H107ZM136 235V234H135ZM20 236H22V235H20ZM79 235H77V237H78ZM83 237H87L88 238V236H85V234H83L82 235ZM96 236H97V234H96ZM105 236H106V233H105ZM104 236V237H105ZM124 236V235H123ZM131 236V235H130ZM2 237L4 238V236L2 235ZM8 239H9V234H8ZM6 237V238H7ZM34 237V236H33ZM61 237V236H60ZM69 237V236H68ZM73 237V236H72ZM71 237V238H72ZM94 237V236H93ZM108 237V236H107ZM141 237H143V236H141ZM168 237V236H167ZM197 237H198V235H197ZM249 237L247 238V239H249ZM2 238V239H3ZM19 239H20V237H18ZM22 238V237H21ZM128 238V237H127ZM126 238V239H127ZM133 239L135 238V236L134 237H132ZM200 238V237H199ZM246 238V237H245ZM14 239V238H13ZM26 239H28V238H26ZM66 239H67V237H66ZM76 239V238H75ZM84 239H86V238H84ZM90 239V238H89ZM100 239H101V237H100ZM105 239V238H104ZM103 239V240H104ZM117 239H119V238H117ZM137 240H138V238H136ZM37 240V239H36ZM68 241H69V239H67ZM82 240V239H81ZM80 240V238H79V241H81ZM88 240V239H87ZM135 240V239H134ZM137 240H135V241H137ZM139 240H141L140 239V237H139ZM143 240L144 239H142V243H140L139 242V244L140 245H142L143 244ZM155 240V239H154ZM161 240V239H160ZM175 240V239H174ZM198 240V241H197ZM2 240H0V242H1ZM97 241V240H96ZM121 241V240H120ZM147 241H150V240H147ZM248 241V240H247ZM4 242V241H3ZM26 242L27 241H25V245L27 246V244H26ZM65 242V241H64ZM103 242V241H102ZM122 242H124V241H122ZM122 242H121V244H122ZM129 242V241H128ZM133 240L131 241V243L133 244ZM138 242V241H137ZM136 242V243H137ZM144 242H145V240H144ZM154 242V241H153ZM156 242V241H155ZM158 242V241H157ZM7 243V242H6ZM28 243H29V241H28ZM41 243V242H40ZM65 243H67V242H65ZM77 243H78V241H77ZM81 243V242H80ZM82 243H83V241H82ZM81 243V244H82ZM96 242H94V244H95ZM125 243V242H124ZM130 243V244H131ZM135 243V244H136ZM150 243H151V241H150ZM149 243V244H150ZM8 244V243H7ZM21 244H23V239H22V243ZM68 245H70L69 243H67ZM86 244V243H85ZM96 244H99V243H96ZM126 244V246H127V244L128 243H125ZM132 244H131V246H132ZM152 244V243H151ZM153 244H155V243H153ZM158 244V243H157ZM168 244V243H167ZM176 244V243H175ZM28 245H31V244H28ZM112 245H114V244H112ZM170 245V244H169ZM203 245V244H202ZM13 246V245H12ZM15 246V245H14ZM20 246V245H19ZM23 246V245H22ZM59 246V245H58ZM71 246V245H70ZM75 246V245H74ZM82 246V245H81ZM124 247H125V245H123ZM123 246H121V248H123ZM130 246V245H129ZM137 246V245H136ZM165 246H166V244H165ZM174 246V245H173ZM1 248H2V244H1V246H0ZM40 247V246H39ZM107 247V246H106ZM119 246H117V248H118ZM133 247V246H132ZM153 247V246H152ZM154 247H156V246H154ZM170 247V246H169ZM168 247V248H169ZM185 247V246H184ZM200 247V248H199ZM0 248V249H1ZM14 248V247H13ZM24 248H25V246H24ZM23 248V249H24ZM41 248V247H40ZM40 248H38L39 250H40ZM43 249H45L44 247H42ZM56 248H58V247H56ZM77 248V247H76ZM109 248L110 247H108V250H109ZM112 248V247H111ZM138 248V247H137ZM142 248V247H141ZM140 248V249H141ZM200 250H198V249ZM7 249V248H6ZM15 249V248H14ZM59 249H61V246H60V248ZM63 249V248H62ZM61 249V250H62ZM67 249H69V248H67ZM133 249V248H132ZM131 249V250H132ZM145 249V248H144ZM152 249V248H151ZM155 248H153V250H154ZM158 249H159V247H158ZM183 249V248H182ZM25 250H26V248H25ZM25 250L23 251V252H25ZM64 250H66L65 248H64ZM75 250V249H74ZM73 250V251H74ZM104 250V249H103ZM107 250V251H108ZM113 250V249H112ZM121 250V249H120ZM123 250V249H122ZM126 250H129V249H126ZM125 250V251H126ZM130 250V251H131ZM139 250V249H138ZM225 250H226V255L224 254V252H225ZM1 251V250H0ZM27 251V250H26ZM33 251V250H32ZM44 251V250H43ZM107 251H106V253H107ZM117 251V250H116ZM129 251V252H130ZM141 251V250H140ZM140 251H138V252H140ZM158 251V250H157ZM199 251V252H198ZM2 252V251H1ZM9 252V251H8ZM7 252V253H8ZM14 252V251H13ZM34 252V251H33ZM38 252L39 251H37V254H38ZM62 252H63V250H62ZM69 252H70V250H69ZM100 252V251H99ZM103 252V251H102ZM105 252V251H104ZM109 252V251H108ZM115 252V251H114ZM120 252V251H119ZM133 252H135V251H133ZM137 250H136V255H137ZM3 253V252H2ZM18 253V252H17ZM35 253V252H34ZM41 253H42V251H41ZM40 252H39V254L40 255H42ZM44 253V252H43ZM66 253V252H65ZM74 253V252H73ZM77 253V252H76ZM87 253V252H86ZM112 252H110V254H111ZM192 253V255L190 256L189 254H191ZM38 254V256H40ZM56 254H58V253H56ZM55 254V255H56ZM69 253L67 252V255H68ZM79 254V253H78ZM105 254V253H104ZM117 254V253H116ZM126 254V253H125ZM128 254V253H127ZM134 254V253H133ZM134 254V255H135ZM139 255L141 254V253H138ZM221 254H224V258H219V259H216V258H213L212 257V255H216V256H219V255H221ZM63 255V254H62ZM107 255V257L106 258H109V256H108V254H106ZM130 255V254H129ZM160 255V254H159ZM188 255V256H187ZM7 256V255H6ZM24 256V255H23ZM35 256V255H34ZM60 256V255H59ZM65 256V255H64ZM69 256V255H68ZM86 256V255H85ZM104 256V255H103ZM122 256V255H121ZM187 256V258L185 259V257ZM1 257V256H0ZM25 257V256H24ZM57 257V259H55V256H54V259H55V262H57V260H58V256H56ZM61 257V256H60ZM60 257H59V261L60 260H62V259H60ZM63 257V256H62ZM61 257V258H62ZM72 257V256H71ZM104 257V258H105ZM111 257H112V254H111ZM114 257V256H113ZM112 257V259H114ZM129 257V256H128ZM127 257V258H128ZM138 257V256H137ZM140 257V256H139ZM21 258V257H20ZM32 258L33 257H31V260H32ZM68 258V257H67ZM118 258V257H117ZM134 258L136 259V257L134 256ZM158 259H160V260H162L160 263L158 262ZM3 260V259H2ZM39 260V259H38ZM49 260H51V261H53V257H52V259H49ZM66 260H68V262H69V258L68 259H66V257H65V261ZM117 260V259H116ZM121 260H122V258H121ZM140 260V259H139ZM10 260H8V262H9ZM17 261V260H16ZM15 261V262H16ZM129 261V260H128ZM141 261H140V263H141ZM5 262V261H4ZM7 262V261H6ZM12 262V261H11ZM101 262H103V261H101ZM111 262V261H110ZM109 262V263H110ZM124 262V261H123ZM126 262V261H125ZM131 261H129V263H130ZM188 262V263H187ZM17 263V262H16ZM25 263H27V262H25ZM32 263V262H31ZM45 263V262H44ZM96 263H97V261H96ZM108 263V264H109ZM114 263V262H113ZM8 264H10V263H8ZM52 264V263H51ZM59 264V263H58ZM62 264V263H61ZM68 264V263H67ZM95 264V263H94ZM98 264V263H97ZM115 264V263H114Z\"/></svg>",
  "mask_w": 264,
  "mask_h": 264
}]
</instances>
